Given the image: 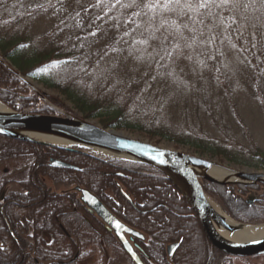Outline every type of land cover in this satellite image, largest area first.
Segmentation results:
<instances>
[{
  "label": "rangeland",
  "instance_id": "374dc122",
  "mask_svg": "<svg viewBox=\"0 0 264 264\" xmlns=\"http://www.w3.org/2000/svg\"><path fill=\"white\" fill-rule=\"evenodd\" d=\"M92 2L0 0V45L17 44L38 58L62 54L43 64L53 67L41 78L37 70L18 71L0 49L30 83L21 81L28 89L20 96L36 95L37 106L62 117L104 129L117 124L116 133L163 149L264 172V0H215L209 8L199 7L202 0H101L98 16L84 15ZM131 12L135 21L121 30ZM29 166L27 157L0 163L3 195L21 191ZM44 181L52 192L66 190ZM238 219L264 224V214ZM86 250L92 254L76 264H133L120 251ZM231 264H264V256Z\"/></svg>",
  "mask_w": 264,
  "mask_h": 264
},
{
  "label": "trees",
  "instance_id": "16d2710c",
  "mask_svg": "<svg viewBox=\"0 0 264 264\" xmlns=\"http://www.w3.org/2000/svg\"><path fill=\"white\" fill-rule=\"evenodd\" d=\"M100 1L93 0L89 7L94 5L96 8L89 11L88 7L82 13L98 16L99 9L95 4ZM119 13L120 11L116 14L120 15ZM129 15L133 17L131 20L126 19L127 16L120 19L123 26L121 30L127 31L130 23L135 21V13L131 12ZM0 49L3 51L2 55L14 63L18 71L33 76L37 70L41 78L46 75L48 68L53 67L52 64L45 67L43 64L62 56L53 54L52 58H38L31 50L18 47L17 44H14L13 48L11 45H0ZM23 62L30 64L29 68L22 67ZM27 89L28 86L20 79L0 66V101L4 105L15 112L24 113V108L33 104L35 107L30 112L32 114L54 113L46 105L37 106L40 103L38 96H30L26 100L20 96ZM109 125V128L119 127L117 124ZM161 130L171 132L168 128ZM178 142L193 145L189 140ZM23 157L28 158L30 166L27 179L20 183L21 191L3 195L0 188V264H76L92 254L87 252V248L104 247L120 251L127 257L116 239L104 228L96 222L92 225L85 222L89 214L78 202L75 193L52 192L44 183V178L53 182L56 188L69 190L74 186L84 187L95 193L112 210L115 201L109 199L107 193L109 190L114 192L116 203H120V211L114 209V213L148 236L146 244L142 245L148 257L147 264H231L230 256L211 247L193 210L184 198L180 197L175 187L158 172L139 165L104 162L70 151L53 150L0 137V163ZM50 159L77 166L81 171L52 168L49 166ZM244 166L257 167L246 163ZM118 172L125 174V178L121 179L125 189L140 200L136 202L137 208L141 203L142 207L139 209H155L153 212L144 216L120 197L113 178L108 175ZM219 190L226 194L225 190ZM225 194L223 196L226 205H230L238 214L245 217L264 214V209H250L237 198L232 199L229 195L227 198ZM176 243L180 244L179 249L171 260L167 259V247ZM78 252L79 258L71 262Z\"/></svg>",
  "mask_w": 264,
  "mask_h": 264
},
{
  "label": "water",
  "instance_id": "95a60500",
  "mask_svg": "<svg viewBox=\"0 0 264 264\" xmlns=\"http://www.w3.org/2000/svg\"><path fill=\"white\" fill-rule=\"evenodd\" d=\"M8 71L15 74L26 84L30 83L8 64L0 60ZM43 99V98H42ZM54 109V108H53ZM56 109V108H55ZM60 111V110H56ZM63 115H35L14 112L4 106L0 110V137L37 146L87 154L88 150L98 155L119 161L141 164L160 172L183 196L195 212L204 237L219 252L232 258H255L264 256V236L249 242H235L221 236L220 230L230 234L246 231L255 233L264 228V224L250 225L236 222L225 215L223 210L205 194L202 183L229 186H264V172L245 173L228 166L218 164L200 157L167 150L147 142H142L116 133L114 129H104L89 121ZM76 148V149H74ZM82 149V150H81ZM50 166L57 169L81 171L80 168L51 160ZM224 170L225 174L215 176V169ZM74 192L80 194V202L95 212L114 232L117 241L133 264H145L131 241H145L142 233L130 228L114 217L86 189L76 187ZM258 202V198H246L249 205ZM127 236L130 237L128 240ZM136 248L140 247L136 244ZM179 244L167 248L168 259L173 258ZM142 251V249H141Z\"/></svg>",
  "mask_w": 264,
  "mask_h": 264
},
{
  "label": "flooded vegetation",
  "instance_id": "af4514ba",
  "mask_svg": "<svg viewBox=\"0 0 264 264\" xmlns=\"http://www.w3.org/2000/svg\"><path fill=\"white\" fill-rule=\"evenodd\" d=\"M85 156L91 157V155L89 154H84ZM111 162V161H109ZM120 163H125L122 162V160L120 161ZM126 164H130V165H139V166H143L145 168H149L152 171L158 172L150 167L141 165V164H133V163H126ZM262 169H264V166L261 167ZM251 169V168H250ZM256 172H259V170H256ZM159 174H161L160 172H158ZM109 176H111L114 180V185L118 190V193L120 195V197H122L123 199H125L131 206L133 209H135L136 211H138L139 213H142L144 216L150 212H153V209H144L141 210L139 209V207L141 208L142 205L141 203H139L138 208L136 206V202H140L139 199H137L134 195H132V193H130L127 189H125L126 187L123 185V181H121L122 178H125V174H123L122 172H118V173H110L108 174ZM162 175V174H161ZM163 176V175H162ZM164 177V176H163ZM167 181H169L166 177H164ZM170 182V181H169ZM171 183V182H170ZM172 184V183H171ZM173 185V184H172ZM207 185V186H206ZM174 186V185H173ZM203 189L205 191V194L209 196V198H211L212 200H214L217 205L224 207V209L228 212V215H230L234 220L238 221V213L236 212V210H234L232 207H230V205H226L225 203V197L223 196L225 194L221 193V191L219 189H223L226 191L227 198H229V196L234 199L237 198L238 201L241 202V204L245 205L246 207L248 206V208L252 209L254 207H262L264 209V186L261 185H255V186H229V187H222L219 185H214V184H210L208 182H203L202 183ZM213 186V187H212ZM176 189V188H175ZM177 190V189H176ZM90 191V190H88ZM65 193H75L77 195L78 198V202L83 206V208L86 210L85 212H87L89 214V217L86 218V221L88 224L92 225L93 222H96L97 224H99L102 228H104V230L110 234L111 236H113L117 241V238L114 234V232L110 229V227L104 223V221L95 213L93 212L90 208H88L86 205H84L82 202H80V195L76 192L73 191V188H70L69 191H63ZM92 195H94L95 197H97L98 201H100V203L107 209V211H109L114 217H116L119 221H121L122 223H125V225L129 226L130 228L142 233L145 237V241L141 242L139 240H135L131 241V244L134 246L135 250H137V252L140 254V256L142 257L143 261L145 264H147L146 260H147V255L145 254L142 245H145L148 239V236L141 230H138L137 228L127 224L125 221H123L121 218H119L115 213H114V209L115 210H119L120 208V203H116L117 202V198L116 195L112 193V191H108L107 196L109 197V199H112L115 201L114 205L115 207L112 209H110L103 201H101V199L92 191H90ZM178 192V190H177ZM179 193V192H178ZM180 194V193H179ZM229 195V196H228ZM251 195L252 199H256L258 198V202L256 201L253 205H249L246 202V198ZM180 197L183 198V196L180 194ZM219 198V200H217ZM185 200V199H184ZM186 201V200H185ZM187 202V201H186ZM189 205V204H188ZM190 206V205H189ZM191 208V207H190ZM229 210H228V209ZM192 209V208H191ZM194 212V211H193ZM195 213V212H194ZM196 216V214H195ZM197 217V216H196ZM198 220V218H197ZM240 221L243 223L244 221H242L240 219ZM239 222V221H238ZM199 223V221H198ZM200 225V224H199ZM201 228V227H200ZM128 240H130V237L127 236ZM207 239V238H206ZM117 243L120 245V243L117 241ZM138 245L140 247L136 248L135 245ZM179 244V243H178ZM180 247V244H179ZM120 248L122 250V247L120 245ZM168 248V247H167ZM0 249H2L1 244H0ZM142 249V251H141ZM179 249V248H178ZM90 252V251H89ZM175 255V254H174ZM174 257V256H173ZM79 258V252L75 255L74 259L71 260V262H75L77 259ZM172 259V258H171ZM62 264V263H61Z\"/></svg>",
  "mask_w": 264,
  "mask_h": 264
},
{
  "label": "bare ground",
  "instance_id": "6f19581e",
  "mask_svg": "<svg viewBox=\"0 0 264 264\" xmlns=\"http://www.w3.org/2000/svg\"><path fill=\"white\" fill-rule=\"evenodd\" d=\"M0 110H4V106L0 103ZM212 175L219 176L222 174H225L224 170H220L215 168L212 172ZM221 236L226 237L229 240L235 241V242H249V241H254L257 240L261 237L264 236V228L262 230H259L255 233L249 234L246 231H240L235 234H230L226 231L220 230Z\"/></svg>",
  "mask_w": 264,
  "mask_h": 264
},
{
  "label": "snow or ice",
  "instance_id": "6c2138e0",
  "mask_svg": "<svg viewBox=\"0 0 264 264\" xmlns=\"http://www.w3.org/2000/svg\"><path fill=\"white\" fill-rule=\"evenodd\" d=\"M169 2L171 3V2H173V0H169ZM175 2L179 3V0H175ZM228 3H230V0H221L220 5H218V6H224V5H227ZM213 4H215V0H202V2L199 4V7L209 8Z\"/></svg>",
  "mask_w": 264,
  "mask_h": 264
}]
</instances>
